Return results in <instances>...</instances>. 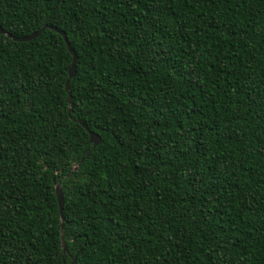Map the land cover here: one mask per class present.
<instances>
[{"label": "trees", "instance_id": "trees-1", "mask_svg": "<svg viewBox=\"0 0 264 264\" xmlns=\"http://www.w3.org/2000/svg\"><path fill=\"white\" fill-rule=\"evenodd\" d=\"M42 27L0 35V264H264V0H0Z\"/></svg>", "mask_w": 264, "mask_h": 264}, {"label": "water", "instance_id": "water-1", "mask_svg": "<svg viewBox=\"0 0 264 264\" xmlns=\"http://www.w3.org/2000/svg\"><path fill=\"white\" fill-rule=\"evenodd\" d=\"M44 29V27L40 28L38 31H35L31 34H29L28 36H25V37H12L10 36L9 34H5L1 29H0V35H5L6 37H9L11 38L13 41H16V42H26V41H30L34 38H36L39 33L41 32V30ZM54 31H56L55 29H53ZM59 35L62 37V40L63 42L65 43V46H66V49L67 51L70 53L71 55V62H70V65L68 67V70H67V76H66V79H65V90L68 94V91H67V83L68 81L73 78L74 76V66H75V55L74 53L71 51L70 47H69V44L67 43V40L64 36L63 33L61 32H58ZM67 102L69 104V108H68V113L71 112V109H72V104L70 102V99H69V96L67 95ZM77 123L86 131L87 135H88V142L91 144V147L90 149L85 153L84 157L76 164L75 167H73L72 170H76V168L79 166L80 162L85 158L87 157L89 151L94 148L98 143H99V137L90 132L83 124L82 122L78 121L77 120ZM52 181H54V178L52 177ZM54 194H55V199H56V203H57V206H58V214H59V218H60V221L62 222L63 221V217H62V205H63V200H62V193H61V189L60 187L55 184L54 185ZM60 229H61V225H60ZM61 246H62V254H63V251H64V244L61 243ZM75 262V257H73L70 261L69 264H74Z\"/></svg>", "mask_w": 264, "mask_h": 264}]
</instances>
